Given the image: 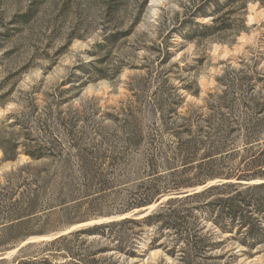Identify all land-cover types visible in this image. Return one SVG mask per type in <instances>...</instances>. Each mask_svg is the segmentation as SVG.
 <instances>
[{
  "label": "rangeland",
  "instance_id": "374dc122",
  "mask_svg": "<svg viewBox=\"0 0 264 264\" xmlns=\"http://www.w3.org/2000/svg\"><path fill=\"white\" fill-rule=\"evenodd\" d=\"M243 77H264V0H0V264L202 190L180 188L203 154L182 160L183 119L202 124L222 80ZM128 228L132 258L98 235L79 240L106 250L96 260L155 263V228ZM237 239L219 235L215 254L264 264V246L243 255ZM67 247L54 263L69 262Z\"/></svg>",
  "mask_w": 264,
  "mask_h": 264
},
{
  "label": "trees",
  "instance_id": "16d2710c",
  "mask_svg": "<svg viewBox=\"0 0 264 264\" xmlns=\"http://www.w3.org/2000/svg\"><path fill=\"white\" fill-rule=\"evenodd\" d=\"M201 28L208 30L209 26ZM222 83L225 91L211 96L209 114L196 116L202 124L183 119L187 139L180 144L182 160L203 154L195 181L180 188L204 186L202 190L169 197L141 219L112 221L42 242L38 246L44 248V254L17 264H56L50 256L64 243L68 244L69 259L64 264H121L113 256L96 260L106 250L92 252L91 245L79 238L88 233L98 235L113 242L115 251L132 258L137 254L129 242L128 226L141 225L155 228L150 248L163 251L153 264H233L235 256L228 252L215 254L223 245V240H217L221 234L238 237V243L246 248L243 255L264 246V77L225 78ZM237 140L240 148L235 147ZM219 158L228 162L223 172L215 166ZM216 179L223 181L207 185ZM253 181L260 183L250 185ZM150 203L147 194L133 208Z\"/></svg>",
  "mask_w": 264,
  "mask_h": 264
},
{
  "label": "bare ground",
  "instance_id": "6f19581e",
  "mask_svg": "<svg viewBox=\"0 0 264 264\" xmlns=\"http://www.w3.org/2000/svg\"><path fill=\"white\" fill-rule=\"evenodd\" d=\"M99 222V221H98ZM91 224V223H90Z\"/></svg>",
  "mask_w": 264,
  "mask_h": 264
}]
</instances>
